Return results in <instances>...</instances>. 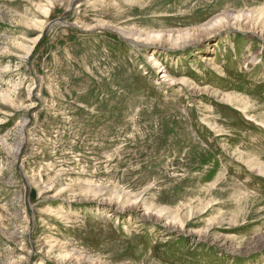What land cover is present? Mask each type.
Masks as SVG:
<instances>
[{
  "label": "rangeland",
  "instance_id": "1",
  "mask_svg": "<svg viewBox=\"0 0 264 264\" xmlns=\"http://www.w3.org/2000/svg\"><path fill=\"white\" fill-rule=\"evenodd\" d=\"M263 9L0 0V264H264Z\"/></svg>",
  "mask_w": 264,
  "mask_h": 264
},
{
  "label": "bare ground",
  "instance_id": "2",
  "mask_svg": "<svg viewBox=\"0 0 264 264\" xmlns=\"http://www.w3.org/2000/svg\"><path fill=\"white\" fill-rule=\"evenodd\" d=\"M263 12H264V9L262 10ZM264 14V13H263ZM230 16V15H229ZM243 18V17H242ZM248 18V17H247ZM225 19V18H224ZM226 20V19H225ZM218 21V20H217ZM225 23H228V20L225 22ZM222 24L223 26H226V24ZM209 31H211V30H209V29H205V30H200V31H198V33H200L199 35H202V34H204V33H207V32H209ZM201 32H204V33H201ZM181 35V34H180ZM198 35V36H199ZM182 37H183V34H182ZM186 37V39H187V37H189V36H185ZM174 38V37H173ZM181 38V36H177L176 38H175V40L177 39V40H179ZM185 39V38H184ZM173 40V39H172ZM185 43V42H184ZM179 44V46L180 45H182V44H180V43H178ZM205 57V56H204ZM203 57V58H204ZM203 60V59H202ZM229 99V98H228ZM191 216V215H190ZM164 226V225H163ZM163 230V229H162Z\"/></svg>",
  "mask_w": 264,
  "mask_h": 264
}]
</instances>
